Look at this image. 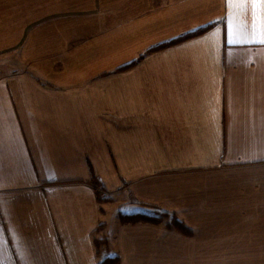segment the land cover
Returning a JSON list of instances; mask_svg holds the SVG:
<instances>
[{
  "label": "crops",
  "instance_id": "0c3cea01",
  "mask_svg": "<svg viewBox=\"0 0 264 264\" xmlns=\"http://www.w3.org/2000/svg\"><path fill=\"white\" fill-rule=\"evenodd\" d=\"M253 2L228 44L227 0H0V264H264ZM155 209L170 218L119 219Z\"/></svg>",
  "mask_w": 264,
  "mask_h": 264
},
{
  "label": "trees",
  "instance_id": "16d2710c",
  "mask_svg": "<svg viewBox=\"0 0 264 264\" xmlns=\"http://www.w3.org/2000/svg\"><path fill=\"white\" fill-rule=\"evenodd\" d=\"M211 25L197 29L195 31L189 32L187 34H184L174 40H171L166 43L159 44L151 49H149L146 54L154 53L163 49H166L170 46L194 39L202 34H204L206 31L209 30ZM143 57H140V60ZM136 62L131 63L130 65H127L125 67H122L118 71H123L131 68L135 65ZM98 201L101 202L102 199L99 198L98 195ZM170 218V214L161 211L159 209H155L152 213H133V214H123L120 216V222L122 224H152V225H160L162 222L167 221ZM168 227L176 230L177 232L183 234V235H190V231L186 229L179 221H177L175 218L171 219L170 222H168ZM106 241H98L95 243L97 248H102V245L105 244ZM99 264H120V258L118 256L108 257L102 260Z\"/></svg>",
  "mask_w": 264,
  "mask_h": 264
},
{
  "label": "snow or ice",
  "instance_id": "6c2138e0",
  "mask_svg": "<svg viewBox=\"0 0 264 264\" xmlns=\"http://www.w3.org/2000/svg\"><path fill=\"white\" fill-rule=\"evenodd\" d=\"M262 0H254L253 2V8H257L261 4ZM228 8H229V17H228V32H227V43L233 44L238 42H243L240 40L239 37L234 38L233 34V28H232V15H231V9L234 4H242L243 0H227ZM250 42V41H249ZM259 42L264 43V39H261Z\"/></svg>",
  "mask_w": 264,
  "mask_h": 264
},
{
  "label": "rangeland",
  "instance_id": "374dc122",
  "mask_svg": "<svg viewBox=\"0 0 264 264\" xmlns=\"http://www.w3.org/2000/svg\"><path fill=\"white\" fill-rule=\"evenodd\" d=\"M12 55H13V53H9V57H13V59H16V57H17L16 54H14V56H12ZM100 194H101L100 196H102L101 197L102 202H106L107 200L103 199L104 197H103L102 193H100ZM117 204L118 203H114L113 206H111V207L109 206V208H108L110 210L109 213H107L105 215V217H103L104 218L103 222L108 225V231L109 232L113 231L114 226H115L116 216L118 215V213L121 212L120 211L121 209H118ZM120 216H119V219H120Z\"/></svg>",
  "mask_w": 264,
  "mask_h": 264
}]
</instances>
